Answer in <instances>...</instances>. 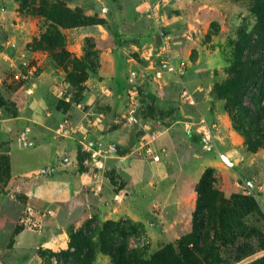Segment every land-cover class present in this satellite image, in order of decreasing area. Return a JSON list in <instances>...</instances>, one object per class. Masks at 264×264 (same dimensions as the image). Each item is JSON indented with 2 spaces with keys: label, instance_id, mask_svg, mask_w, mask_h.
<instances>
[{
  "label": "rangeland",
  "instance_id": "374dc122",
  "mask_svg": "<svg viewBox=\"0 0 264 264\" xmlns=\"http://www.w3.org/2000/svg\"><path fill=\"white\" fill-rule=\"evenodd\" d=\"M0 7V264H61L54 254L84 230L94 264H113L110 250L121 247L150 261L185 238L193 256L179 255L180 264H264V0H0ZM164 60L185 62L184 73L157 80L150 65ZM98 80L107 81L103 90L91 83ZM132 103L137 122L129 119ZM53 111L65 115L57 140L87 128L79 168L95 198L81 225L65 226L63 248L46 244L66 225L50 200L61 188L48 178L33 185L52 168L30 176L51 149L24 145L28 119ZM212 124L209 149L200 132ZM148 146L165 149L161 164ZM117 154L142 163L135 180L113 163ZM104 180L115 192L129 188L123 201L98 200ZM130 195L136 201L121 216ZM28 208L45 214L41 228L23 221Z\"/></svg>",
  "mask_w": 264,
  "mask_h": 264
},
{
  "label": "crops",
  "instance_id": "0c3cea01",
  "mask_svg": "<svg viewBox=\"0 0 264 264\" xmlns=\"http://www.w3.org/2000/svg\"><path fill=\"white\" fill-rule=\"evenodd\" d=\"M113 61H112V63H113ZM178 66H179V62H178ZM159 67H160V65H158V66L150 65V69L153 70L154 76H155V73ZM184 71H182L181 74H183ZM177 75L178 74L165 73L163 76V80H165V78L168 79V78H172V77H177ZM109 79H111V78H108V80ZM159 81H161V80H159ZM105 82H107V81L98 80L96 82L92 81L91 83H93L95 88L97 87L99 90H103V84ZM88 83H89V81L87 82V84ZM159 83H161V82H159ZM112 84H114V86H116L114 82ZM184 92H187L192 97V99L194 100V97L190 91L185 90ZM63 116H65V115H63L62 112H57V111H53L52 113H48L46 115L41 113L40 116L33 115L32 117H30L28 119L31 121L30 125H28L27 122L23 125L24 131L26 130V132H28L25 134L26 137H28L27 143H24V145L25 144L28 145L26 147H35V148L49 147L51 149L50 150L51 155H50L49 160L43 161L41 163L40 168L37 169L36 171H34L33 174H30V176L36 175L39 171L43 172L44 170H46L48 168H52L53 174L51 176H49L50 174H48V172H46L47 175H42L41 178L38 177L39 179L37 181H34L33 185H35V184L38 185V182L41 181L40 179L48 178V179H46L47 183L58 184V186L61 188V192L58 196L52 197L51 199L50 198L49 199L52 201L53 204H55V206H57L59 208V210H61V211H58V209H57L55 214H56L57 218H59L58 216H62L64 218L63 222L66 223V225L63 226L64 227L63 231H61L60 233L55 235L53 237V239H51V241L47 242L46 244H50V245L60 244V245H62L61 246L62 248L68 246L67 241L65 239L66 234H64L67 232L65 226L69 225V223H71L72 221H75L76 225H78V226L81 225V222H83L85 220L86 214L90 213L89 202L91 200L95 201V198L91 195L90 190H89L90 187H92V185H93V180H90L89 177L86 176L85 171H82V169L79 168L81 165H80V160L78 159V150H79L78 146L80 143L83 144L84 140H86V138H88L86 135V129L87 128L86 129L84 128L83 130H77L76 132H72L75 130H72L71 132L67 131L66 133H70V134L67 135L65 133L67 135L66 138H63L61 141L57 140L54 133H55L59 123L65 119V117L63 118ZM219 118L221 120L224 119L223 116H216V118H215V116L210 115L209 120L213 121V122H217V121H219ZM86 120L89 121L88 116H85L80 124L82 125L83 121L85 122ZM71 123L73 124L72 121H71ZM86 123L87 122L83 123V125H85ZM75 124H77V123L75 122ZM75 124H73V125L75 126ZM73 125H71V126H73ZM72 128H74V127H72ZM92 132L94 135L93 138L95 139L92 142L95 143L96 141H100L99 139H101V138L99 137V133H98L99 130L92 131ZM65 134H63V135H65ZM97 134H98V136H95ZM109 136H110V134L107 136L108 138L104 139L103 141L109 139ZM90 138H91V136H90ZM93 138H91V139L93 140ZM157 152H159L161 154V159L158 162H154V161H152V162L154 164H161L163 162L164 156L167 154H165V149L160 148V147L158 148ZM63 157H64V161L68 165H63L64 167H60V166L56 167L55 164L59 163L58 160L60 158H63ZM120 158H121V156L119 154L113 156V159H114L113 163L116 164L119 168L123 167L124 168L123 170L127 171V174L129 176V178L131 179V181L135 180V173L137 171V168L142 163H137L136 161H133V160L130 162H127L128 161L127 158H125L124 161ZM118 159H120L122 162L118 161ZM18 177H22V176H18ZM14 178H16V177L14 176ZM130 185H131V182H130ZM132 185H134V182H132ZM128 189L129 188H127L126 190L128 191ZM126 190L122 189V191L115 192L114 190H112L107 185V183L104 180V191H103L102 195H100L98 197V200L100 202L103 201L102 203L109 202L108 205L111 204V202L115 201L116 199L123 201V198L126 197L125 196ZM128 193H129V191H128ZM128 198H129V200H127V202L128 203L130 202V203L125 205V207L123 206L121 216L122 215L125 216L127 214L126 210H129L131 207V203L133 204V202L136 201V200H134V198H132L131 195L128 196ZM137 200H138V198H137ZM141 200H143V199H141ZM146 200H147V198L144 199V201H146ZM58 203H61V205ZM121 204L122 203L117 204V207L119 208ZM86 206L88 207L87 213L85 211L86 209H84ZM117 207H115L113 210L117 211L118 210ZM113 214H114V212H113ZM145 214L146 213H144V215ZM55 222H57V221H55ZM24 233L22 234V237L26 238L25 234H27V233H25V234Z\"/></svg>",
  "mask_w": 264,
  "mask_h": 264
},
{
  "label": "trees",
  "instance_id": "16d2710c",
  "mask_svg": "<svg viewBox=\"0 0 264 264\" xmlns=\"http://www.w3.org/2000/svg\"><path fill=\"white\" fill-rule=\"evenodd\" d=\"M112 225V223L105 224L101 232V243L104 248L106 230ZM89 238L90 237L85 234V230L74 234L70 242V250L62 251L61 253L54 254V256L61 261V264H94V254L89 245ZM187 239L188 238L182 239L179 242L178 250L171 247L167 248L154 256L150 261L138 260L135 256H132V254L125 252V247H121L122 250L119 254L115 253V250H110V253L113 257V264H163L166 260L170 264H180L178 259L179 255H184V261H186L189 253L191 257L193 256L191 253L192 249L189 247L190 242H187Z\"/></svg>",
  "mask_w": 264,
  "mask_h": 264
},
{
  "label": "built area",
  "instance_id": "2783aa9c",
  "mask_svg": "<svg viewBox=\"0 0 264 264\" xmlns=\"http://www.w3.org/2000/svg\"><path fill=\"white\" fill-rule=\"evenodd\" d=\"M4 8L0 7V12H3ZM167 45H163L160 48V54L162 55H166L168 53L167 50ZM159 54V55H160ZM186 68V63L185 62H181V64L175 65L171 60H164L160 67L158 68V70L155 73V78H157V80H162L163 76L165 73H169V74H179L182 71H184ZM16 77L18 78L19 76L16 75ZM131 94H137V92L134 90L131 92ZM183 98L188 101L190 104L194 105V100L192 99V97L187 93L184 92L183 93ZM137 105H133L130 106L129 109V119L133 120L134 122H137L136 118H135V114L137 112ZM132 121V122H133ZM64 124L61 125V128L59 129V131H63L64 128ZM216 129V125L212 124V125H207L205 126V128L200 132V136H201V141L203 142V144L207 147V148H213L214 146V141H215V136L213 135V131ZM189 133H192V130H188ZM145 152L148 154V156L154 161V162H158L161 159V154L157 151H155L152 147L148 146L145 148ZM101 185L98 186L97 190H100ZM45 216V214L41 215V214H36L34 213L30 208H28V211H26V218L23 220L25 222V224L27 226H29V228H41V218H43Z\"/></svg>",
  "mask_w": 264,
  "mask_h": 264
},
{
  "label": "water",
  "instance_id": "95a60500",
  "mask_svg": "<svg viewBox=\"0 0 264 264\" xmlns=\"http://www.w3.org/2000/svg\"><path fill=\"white\" fill-rule=\"evenodd\" d=\"M157 46H158V43H157Z\"/></svg>",
  "mask_w": 264,
  "mask_h": 264
}]
</instances>
